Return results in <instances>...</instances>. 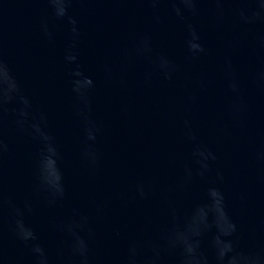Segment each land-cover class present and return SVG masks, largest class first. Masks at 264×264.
Wrapping results in <instances>:
<instances>
[{
  "label": "water",
  "instance_id": "95a60500",
  "mask_svg": "<svg viewBox=\"0 0 264 264\" xmlns=\"http://www.w3.org/2000/svg\"><path fill=\"white\" fill-rule=\"evenodd\" d=\"M0 264H264V0H0Z\"/></svg>",
  "mask_w": 264,
  "mask_h": 264
}]
</instances>
